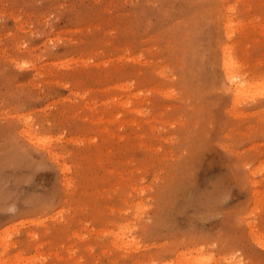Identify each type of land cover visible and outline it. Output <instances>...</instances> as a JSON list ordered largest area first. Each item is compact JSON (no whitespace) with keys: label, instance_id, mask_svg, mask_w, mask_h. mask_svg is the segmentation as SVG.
<instances>
[{"label":"rangeland","instance_id":"obj_1","mask_svg":"<svg viewBox=\"0 0 264 264\" xmlns=\"http://www.w3.org/2000/svg\"><path fill=\"white\" fill-rule=\"evenodd\" d=\"M261 79L264 0H0V264H264Z\"/></svg>","mask_w":264,"mask_h":264},{"label":"bare ground","instance_id":"obj_2","mask_svg":"<svg viewBox=\"0 0 264 264\" xmlns=\"http://www.w3.org/2000/svg\"><path fill=\"white\" fill-rule=\"evenodd\" d=\"M231 58L230 57H227V59L222 63V65H223V69L225 70V72H224V76H225V80L228 82V89H229V91H231V92H234V95H235V97L237 96V97H240L241 96V98H242V95H240V92H242L241 90H244L245 88L246 89H248V86H249V84L247 83H244L243 82V80H242V78H241V75L240 74H238L237 73V71L235 70V69H237V66H235V64H234V62L232 61V59L230 60ZM234 71H236V74L234 75L233 74V72ZM261 74V75H260ZM255 75H259V78H261V76H263L262 75V73H256ZM263 78V77H262ZM234 79H236L235 81L236 82H234ZM261 80H263V81H261L262 83H260V82H256V83H251V85L253 86L252 88H256L258 85L260 86V84H261V86L262 85H264V79H261ZM238 81V82H237ZM240 81V82H239ZM246 85V87H244ZM127 86V85H126ZM258 86V87H259ZM244 87V89H241V88H243ZM250 87V86H249ZM123 88V87H122ZM124 88H125V86H124ZM251 88V89H252ZM250 89V88H249ZM249 89H248V91H249ZM263 89V88H262ZM247 91V90H246ZM259 91V90H258ZM257 91V92H258ZM262 92V91H261ZM261 92H259V93H261ZM244 93V92H243ZM242 93V94H243ZM234 97V98H235ZM236 97V98H237ZM129 99V98H128ZM114 100V99H113ZM130 100V99H129ZM126 103V102H125ZM124 103V104H125ZM124 104H122V105H124ZM127 104H125V106H126ZM134 110V109H133ZM136 111V110H135ZM137 112H139L138 110H137ZM28 120V119H27ZM29 121V120H28ZM120 122V121H119ZM133 123V122H132ZM28 126V125H27ZM29 128V127H28ZM27 131V130H26ZM26 131H25V133H26ZM29 131V130H28ZM27 131V132H28ZM24 132V131H23ZM32 132V131H31ZM30 134V133H29ZM28 133H27V135H29ZM38 135V134H37ZM28 137H30L29 139H31L32 140V138H34L35 137V135L33 134V136H28ZM40 136H38V137H35L36 139L37 138H39ZM44 137V136H43ZM49 137V136H48ZM45 138V137H44ZM44 138L43 139H41V138H39V140L37 139L36 141H38V142H41L42 143V140H43V142H44ZM40 139H41V141H40ZM47 139V137L45 138V140ZM48 140V139H47ZM35 141V142H36ZM76 141V140H75ZM38 142H37V144H38ZM48 142V141H47ZM36 144V143H35ZM40 144V143H39ZM43 145V144H42ZM54 152V151H53ZM50 154H52L51 152H50ZM54 154H55V152H54ZM62 154H60V156H61ZM54 156H59L57 153H56V155H54ZM63 167V166H62ZM65 168V167H64ZM136 205V204H135ZM138 205V204H137ZM140 207V206H139ZM137 209V208H136ZM122 227V226H121ZM134 228V227H133ZM124 229V228H123ZM125 230H127L126 228H125ZM128 230H130V229H128ZM128 233H129V231H128ZM115 234V233H114ZM126 234V233H125ZM125 234H123V235H125ZM118 235V234H117ZM117 235H116V237H117ZM119 236H121V235H119ZM125 236H127V235H125ZM122 237V236H121ZM115 238V237H114ZM127 238V237H126ZM118 239V238H117ZM129 239V238H128ZM115 241V240H114ZM121 241V240H120ZM125 241H127V240H125ZM116 242V241H115ZM132 243V242H131ZM117 244H118V242H117ZM116 244V245H117ZM121 244H124L123 242H121L120 244H119V246L121 245ZM128 243L126 242L125 243V245H127ZM132 245V244H131ZM135 245V244H134ZM123 247H125V246H123ZM19 254V253H18ZM18 254L16 255L17 257H18ZM31 257V256H30ZM36 257V256H35ZM20 258H22V257H20ZM19 258V259H20ZM203 258V257H202ZM3 259V258H2ZM18 259V258H17ZM41 260V259H40ZM39 260V261H40ZM209 260V259H208ZM29 261V260H28ZM206 261V260H205ZM210 261V260H209ZM3 262H5V261H3ZM31 262V261H30ZM205 263V262H204ZM36 264V263H35ZM190 264V263H189Z\"/></svg>","mask_w":264,"mask_h":264}]
</instances>
